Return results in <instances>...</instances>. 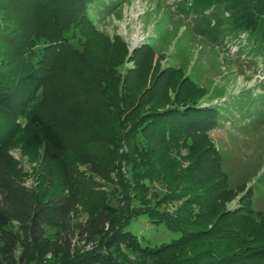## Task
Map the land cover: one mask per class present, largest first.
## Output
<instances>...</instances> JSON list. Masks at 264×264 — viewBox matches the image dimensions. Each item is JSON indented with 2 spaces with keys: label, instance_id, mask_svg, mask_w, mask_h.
I'll use <instances>...</instances> for the list:
<instances>
[{
  "label": "trees",
  "instance_id": "obj_1",
  "mask_svg": "<svg viewBox=\"0 0 264 264\" xmlns=\"http://www.w3.org/2000/svg\"><path fill=\"white\" fill-rule=\"evenodd\" d=\"M91 2L0 0V44L3 43L0 46V119H6L0 123V264L52 261L55 264H264V232L257 235L243 232L241 228L256 218L264 219V213L252 207L251 189L240 195L239 209L224 211L214 207L219 200H227L240 192L230 187L221 156L208 137L220 115L218 106L201 107L197 100L178 101L182 85L191 87L186 78L171 90L173 82L162 79L164 71L148 82L147 74H136L137 70L130 77L128 71L124 75L117 73L127 53L126 44L117 36L112 39L101 36L107 56L100 63L87 62L86 67L82 66L74 74L64 71L59 77V86L54 88L56 92L51 94L53 111L59 113V108H67L65 105L71 102V97L77 95L78 105L83 104L86 110L82 111L84 117L100 118V124L111 134L104 139L105 152L116 158L119 145L125 146L121 158L130 159L127 162L132 164L133 191L135 187L144 190L145 181L170 178L174 164L168 163L170 159L166 160L164 155L173 148L172 143L181 141L191 151L194 144L197 147L201 144L202 153L192 160L194 164L190 168L200 167L193 176H198L200 182L205 179L200 183L204 187L200 194L196 186L186 185L188 196H183L186 209L188 204L196 206L193 215L190 207L170 218L153 207L129 210L127 206L101 204L98 210L87 211L86 220L79 227V239L75 242L83 241L86 249H74L71 242L74 234L67 224L73 208L70 183L64 179L58 188L36 198L17 178L14 162L6 160L12 133H16L22 150H40L41 158L52 164H60L67 151V138L59 133L55 121L43 117L42 105L45 87L57 76L58 68L67 64L69 69H75L71 63L73 58L80 62L90 39L100 38L87 14ZM189 4L195 11L214 9L215 14L206 19H214L217 25L210 27L244 33L249 36L248 40L253 39L255 52L264 51V0H192ZM224 12L226 18H222ZM134 55L130 57L140 61L139 56L148 58L151 50L146 47ZM74 81L78 89L72 93L68 87ZM90 81L98 97L87 92ZM99 105L102 109L98 111ZM17 119L24 121L22 126L15 124ZM83 121L89 141L87 138L95 133L93 121ZM183 172H186L182 175L185 179L189 171ZM170 180L169 184L177 186L182 182L178 177ZM176 188H173L177 191L173 198L184 194ZM140 213L157 217L159 220H152L165 223L179 238L157 248H139L124 227L130 217ZM11 220L19 224L21 236L6 231ZM51 225L62 231L55 242L45 237L44 228ZM121 245L139 257H118ZM179 247L185 248V254H180ZM47 254L50 261H46Z\"/></svg>",
  "mask_w": 264,
  "mask_h": 264
},
{
  "label": "rangeland",
  "instance_id": "obj_2",
  "mask_svg": "<svg viewBox=\"0 0 264 264\" xmlns=\"http://www.w3.org/2000/svg\"><path fill=\"white\" fill-rule=\"evenodd\" d=\"M191 2L192 0H93L88 5L87 14L100 38L90 39L79 58L80 62L73 58L71 63L75 69H69L67 64L58 68L57 76L45 87L43 117L55 121L59 133L68 140L67 151L62 156L61 163L52 164L43 160L40 150H22L17 144L16 133L10 135L11 145L6 151V160L14 162L17 178L34 197L46 196L58 188L64 179L70 183L73 208L67 224L74 234L71 241L74 249L85 246L83 241L75 240L79 239V227L84 224L87 211L98 210L101 204L123 208L127 206L131 210L137 207H143V210L153 207L173 218L179 210L186 209L183 205V196H188L185 195L186 185L196 186L201 194L204 186L200 183L206 181L204 179L200 182L198 176H193L199 172L200 167L190 168L194 164L191 163L192 160L202 153L201 144L197 147L193 143L191 151L183 147L184 143L180 141L172 143L173 148L166 151L164 158L170 159L167 162L174 164L171 166L173 172L170 178L178 177L182 182H178L177 186L169 184L170 178H159L160 181L153 179L143 182L144 190L140 191L135 187L133 191L132 164L127 162L130 159L121 158L125 154V146L119 145V157L116 158L105 152L104 139L111 134L107 132L106 126L100 124V118L84 117L82 111L86 110H83V104L78 105L79 100L75 94L71 97V102L65 105L67 108H59V113L53 111L51 94L56 92L54 88L59 86V77L64 71L74 74L82 66L86 67L87 62L98 64L106 58L107 51L102 37L112 39L117 36L126 44L125 62L116 69L120 75L128 71L130 77V73L137 70L136 74H147L148 82L150 78L164 71L162 79L168 78L173 82L171 90L177 87L178 82H183L184 78L191 82V87L186 83L182 85L178 101L197 100L201 107L218 106L220 115L216 126L208 132V137L221 156L222 169L228 177L230 187L240 192L227 200H219L214 207L224 211L239 209L240 195L250 188L252 207L264 213V51L255 52L252 49L253 39L248 40L249 36L244 33L234 34L223 32L221 28H212L217 25L214 19L207 18V26L206 17L215 14L214 9L195 11L190 7ZM226 16L225 12L222 13V18ZM146 47L151 50L148 58L141 55L140 61H136L130 57L132 54L135 56V51ZM72 65L70 64L73 68ZM143 65L144 68L141 67ZM81 75L83 78L86 75L84 70ZM91 82L86 85L87 92L98 97V93L97 96L95 93L97 91L90 85ZM70 85L68 90L74 93L78 86L75 81ZM170 92L168 94L172 98ZM169 101L173 102V99ZM100 109L102 107L99 105L97 110ZM86 119L93 121L91 125L95 130L87 138L89 141L86 140L88 128L82 124ZM5 121L6 119H0L2 124ZM23 122L22 119H17L15 124L20 127ZM198 163L201 165L200 159ZM187 170L189 174L184 179L182 175L186 172L183 171ZM194 178L196 181L192 180ZM174 187L184 194L173 198L174 192H177L173 190ZM137 197L142 198L138 200ZM189 205L187 207H190L193 215L197 208ZM155 218L157 217L149 218L148 215L140 213L126 221L125 231L135 238L139 248L153 249L179 238V234L165 223L154 222L152 219ZM18 226L16 221L11 220L6 231L21 236ZM241 228H244L243 232L262 234L264 219L256 218L243 224ZM44 232L49 242H55L62 236L61 229L52 225L44 228ZM178 250L180 254L186 252L184 247H179ZM118 251V257H139L122 245ZM46 258V261H50L49 254ZM46 264L55 263L52 261Z\"/></svg>",
  "mask_w": 264,
  "mask_h": 264
}]
</instances>
